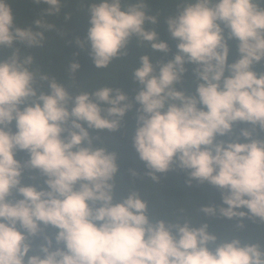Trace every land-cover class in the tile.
<instances>
[{"label":"clouds","instance_id":"clouds-1","mask_svg":"<svg viewBox=\"0 0 264 264\" xmlns=\"http://www.w3.org/2000/svg\"><path fill=\"white\" fill-rule=\"evenodd\" d=\"M64 2L35 0L47 7L34 29L21 27L10 0H0V47L12 49L0 59V264H264L258 241L232 235L217 242L207 223L154 219L138 190L115 197L117 154L94 144L89 129L117 131L133 101L110 85L71 91L35 68L26 51L44 46L45 30L55 29L44 17L60 14ZM147 5L148 0H90L86 40L97 69L126 56L133 37L138 47L169 51L158 39L159 16ZM165 20L178 51L159 62L158 71L153 56L142 53L131 73L141 86L134 89L139 107L133 145L147 175L158 182L157 174L174 165L187 169L190 186L193 180L209 182L222 190L227 205H202L200 212L264 222V138L242 129L246 142L217 139L237 121L264 130V72L253 67L264 61V6L258 0H182ZM232 38L239 41L240 57L228 63ZM186 63L195 65L194 94L176 87ZM79 68L74 61L68 71L73 76ZM18 150L29 154L23 163ZM25 168L47 177V188L23 184ZM41 224L58 229L55 240L64 247L52 249L45 236L43 256L28 255L29 237L42 231Z\"/></svg>","mask_w":264,"mask_h":264},{"label":"trees","instance_id":"trees-1","mask_svg":"<svg viewBox=\"0 0 264 264\" xmlns=\"http://www.w3.org/2000/svg\"><path fill=\"white\" fill-rule=\"evenodd\" d=\"M15 20L21 27L32 26L35 29L34 21L43 15V9L47 5L35 3V0H10ZM90 0H65L60 14L55 16H45L48 22L55 25L53 31L45 30L46 42L41 48L26 50L34 57V67L40 71L47 72L58 81L66 84L71 91L88 90L91 91L105 85L120 88L125 91L129 100L133 101V107L125 114L121 121V127L114 132L102 131L99 129H89V133L97 139L94 144H102L109 150L117 154L119 165L116 173L117 188L115 197L119 199L131 190H138L142 197L148 201L149 214L154 219H165L170 223L188 220L194 226L207 223L208 231L215 233L218 241L224 237L238 236L242 241L260 242L264 245V222L259 218L249 216L226 218L219 214L212 216L200 212L202 205H215L217 209L223 204L222 190L207 181L200 182L193 180L191 186L187 183L190 179L187 169L173 166L169 171L158 173L159 181L154 182L147 175L149 169L142 161L133 145V137L136 128V109L139 107L134 101L135 91L141 87L131 79L133 68L139 67L140 55L148 52L153 56L154 64L159 69V62H167L172 59L178 51V41L174 39L168 31L165 18L174 15L177 8L181 6L182 0H148V11L151 14H158L159 19L156 25L158 39L164 40L169 45V51L163 52L151 49L150 47L136 44V38L127 46V55L114 60L107 68L97 69L90 56V43L86 40L87 31L90 27L88 7ZM264 6V0H258ZM67 17V19H66ZM221 26L223 24L221 22ZM228 29H224L227 37ZM83 41V46L77 40ZM17 46L24 50V45L16 42ZM229 56L228 63H232L240 57L238 51L239 41L235 38L228 39ZM12 49L0 47V59H6L11 55ZM79 62L80 68L73 74L68 71V66L72 62ZM187 72L184 73L183 80L176 85L178 89L184 90L188 94H194L196 85L199 82L192 69V63H186ZM259 74L264 72V61L253 65ZM229 73L226 71L225 75ZM87 126V125H85ZM16 131L15 121L9 126ZM242 129L252 130V138H264V130L251 123L237 121L233 125L230 133L224 136L217 135L218 140H239L246 142L247 139L241 135ZM67 135V133H62ZM16 158L22 163L29 158L26 151L18 150ZM133 171L135 175H133ZM38 169L25 168L22 173L21 182L23 184H35L38 188H47L45 180ZM247 211L246 208L241 209ZM242 221V226H241ZM99 223V222H97ZM19 227V225H17ZM42 231L35 236L29 237L33 248L28 255L39 254L43 256L40 246L45 244V236L52 239L51 248H63L64 244L56 243L55 235L58 229L51 225L41 224ZM24 231L23 229H21ZM27 259V257H26Z\"/></svg>","mask_w":264,"mask_h":264}]
</instances>
